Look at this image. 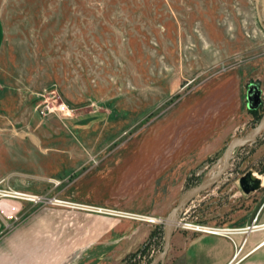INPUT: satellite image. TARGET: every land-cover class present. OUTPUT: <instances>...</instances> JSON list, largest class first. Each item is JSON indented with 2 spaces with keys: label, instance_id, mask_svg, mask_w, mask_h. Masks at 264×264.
I'll list each match as a JSON object with an SVG mask.
<instances>
[{
  "label": "rangeland",
  "instance_id": "1",
  "mask_svg": "<svg viewBox=\"0 0 264 264\" xmlns=\"http://www.w3.org/2000/svg\"><path fill=\"white\" fill-rule=\"evenodd\" d=\"M0 19V192L43 198L22 199L30 207L16 216L0 210V264H125L124 218L151 229L143 260L129 254L136 260L130 264H160L171 209L153 222L121 217L127 209L115 161L153 124L201 103L235 70L241 90L245 81L256 83L262 101L257 113L242 105L244 128L232 139L258 125L264 0H0ZM51 88L70 115H40L38 104ZM262 139L264 130L231 151L228 169L237 179L259 167L254 151ZM224 150L198 174L193 168L169 197L211 176ZM7 197L0 193V200Z\"/></svg>",
  "mask_w": 264,
  "mask_h": 264
},
{
  "label": "crops",
  "instance_id": "2",
  "mask_svg": "<svg viewBox=\"0 0 264 264\" xmlns=\"http://www.w3.org/2000/svg\"><path fill=\"white\" fill-rule=\"evenodd\" d=\"M3 34L0 19V49ZM239 76L237 70L222 76L201 103L182 106L173 117L153 124L150 131L137 137L134 148L117 156L115 175L119 180L121 209L161 218L168 208L178 203L181 197H169L173 186H180L195 167L198 174L199 165L223 150L237 130L244 128L239 119L244 113L242 105L249 111L246 94L250 82L245 81L247 88L242 91L244 83ZM255 146L259 167L249 170L261 175L259 189L237 193L238 172L228 169L222 178L210 182L196 196H188L177 216L207 227L240 228L253 223L264 228V139ZM244 161L247 160L244 158L242 164ZM224 192L227 193L219 194ZM22 207L30 206L22 199L0 200V210L6 218L16 216ZM128 221L122 219L125 264L143 260L141 255L148 247L141 246L145 236L151 234L149 227L141 223L134 227ZM2 224L0 220V229ZM259 229L230 237L219 232L175 226L165 264H264V234ZM134 252L136 260L129 258Z\"/></svg>",
  "mask_w": 264,
  "mask_h": 264
},
{
  "label": "water",
  "instance_id": "3",
  "mask_svg": "<svg viewBox=\"0 0 264 264\" xmlns=\"http://www.w3.org/2000/svg\"><path fill=\"white\" fill-rule=\"evenodd\" d=\"M260 93L261 91L259 89V86L256 83L250 82L246 94V98L248 100L247 107L249 109L257 108L260 105L262 101ZM262 130H264V117L260 120L258 125L251 132L247 133L244 136H237V138L231 139L229 141L230 143L225 147V150L222 155L223 163L222 166L217 170V172L212 174L210 177H206V175H204L203 179L198 184L188 189L181 195V198L178 200V203L168 212L164 225V247L157 258V261H160V264H165L164 259L168 252L170 236L173 232V228L176 226V221L178 220L177 212L181 210L182 206L186 203V201L188 200V196H195L196 193L202 191L205 187H207L210 182H214L222 178V176L224 175L226 170H228V167L230 165L231 151L238 144V141L243 143L249 142L250 140L256 138ZM259 184L260 178L254 176L251 170H247L239 177V185H241L242 189L245 192L254 191L255 189L259 188Z\"/></svg>",
  "mask_w": 264,
  "mask_h": 264
},
{
  "label": "built area",
  "instance_id": "4",
  "mask_svg": "<svg viewBox=\"0 0 264 264\" xmlns=\"http://www.w3.org/2000/svg\"><path fill=\"white\" fill-rule=\"evenodd\" d=\"M60 94L58 93V90L55 88H51L49 90V93L47 95H44V98L40 101L39 105V113L41 116L46 117L50 114H57V115H70L71 114V109L70 106L64 101H59ZM4 197H12V198H17V199H25V200H30L34 203L37 201L42 200V196L39 194H34V193H29V192H24V191H17V190H12V189H6L0 192ZM96 208H99L100 210L102 209L101 207L96 206ZM129 217V218H134V219H144V220H149L151 222L157 220V217L151 216L142 212H132L128 210H123L121 211V217ZM159 219V218H158ZM176 226H183L185 228H190V229H201V230H207V231H212V232H219L224 234L225 236L228 235L231 237L232 234L235 233H248L250 231L255 230V227H258L257 224H248L246 226H242L240 228H219L216 226H211L207 227L199 222H195L190 219H182V220H177L176 221ZM264 239L262 240V242Z\"/></svg>",
  "mask_w": 264,
  "mask_h": 264
},
{
  "label": "trees",
  "instance_id": "5",
  "mask_svg": "<svg viewBox=\"0 0 264 264\" xmlns=\"http://www.w3.org/2000/svg\"><path fill=\"white\" fill-rule=\"evenodd\" d=\"M259 108H260V106H258L257 108H251V109H248V110H249V112L257 113V111H258ZM259 117H261V116H259ZM141 247L144 248V246H141ZM131 254L135 255L136 252L131 253Z\"/></svg>",
  "mask_w": 264,
  "mask_h": 264
},
{
  "label": "bare ground",
  "instance_id": "6",
  "mask_svg": "<svg viewBox=\"0 0 264 264\" xmlns=\"http://www.w3.org/2000/svg\"><path fill=\"white\" fill-rule=\"evenodd\" d=\"M254 176H256V177H261L260 175H255V174H253ZM256 228V227H255Z\"/></svg>",
  "mask_w": 264,
  "mask_h": 264
},
{
  "label": "flooded vegetation",
  "instance_id": "7",
  "mask_svg": "<svg viewBox=\"0 0 264 264\" xmlns=\"http://www.w3.org/2000/svg\"><path fill=\"white\" fill-rule=\"evenodd\" d=\"M247 170H248V169H247ZM247 170H246V171H247ZM246 171H245V172H246Z\"/></svg>",
  "mask_w": 264,
  "mask_h": 264
}]
</instances>
